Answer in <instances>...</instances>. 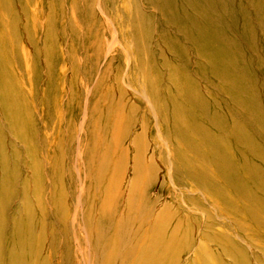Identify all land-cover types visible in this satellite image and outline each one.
Instances as JSON below:
<instances>
[{
  "label": "rangeland",
  "instance_id": "1",
  "mask_svg": "<svg viewBox=\"0 0 264 264\" xmlns=\"http://www.w3.org/2000/svg\"><path fill=\"white\" fill-rule=\"evenodd\" d=\"M168 1L8 0L16 37L9 44L10 33L0 36V167L11 182L0 216L6 236L15 224L38 240H18L25 262L134 264L158 246L166 248V262L192 264L201 246L226 264H236L230 256H243L242 249L248 264H264L256 231L240 230L226 196L169 178L160 157L165 152L180 166L176 154L189 156L199 142L198 123L215 131L200 99L224 115L220 131L231 129L233 109L239 113L209 57L196 49V24L215 34L217 64L247 66L252 96L264 105V0ZM254 127L246 132L259 144L264 135ZM225 142L235 144L233 137ZM237 147L264 164L250 142ZM146 159L156 168L148 174V200L139 209L134 200L126 211L131 167L137 162L135 177L144 179ZM259 180L251 183L264 199ZM110 186L117 204L109 211ZM261 202L253 210L264 208ZM215 226L230 229L231 246L208 237Z\"/></svg>",
  "mask_w": 264,
  "mask_h": 264
},
{
  "label": "bare ground",
  "instance_id": "2",
  "mask_svg": "<svg viewBox=\"0 0 264 264\" xmlns=\"http://www.w3.org/2000/svg\"><path fill=\"white\" fill-rule=\"evenodd\" d=\"M161 3L162 5L167 6L166 4H168L169 1L161 0ZM232 11V8L229 9V16L231 15ZM12 14L13 12L10 10L8 0H0V30H2L0 32V36H5L6 33H10L11 38L7 37V42L9 44L12 43V38L16 37L15 29L12 26L13 24H10L13 23L11 20L15 18L14 14ZM170 14L174 16L173 12ZM7 19L10 20L9 23ZM6 24H9V26H6ZM194 28L195 30L191 34L196 41V49L201 54L209 57V63H213L212 67L214 74L220 76L223 79L225 84L224 87L229 91L228 100L239 109V113H237L233 109L231 113V116L233 118V125L231 129L223 128V130L220 131L218 129V126L223 127L220 125L225 126L226 124L224 115L216 109V106L210 104L211 102L208 103L207 99H200L199 102L206 109V113L209 115L208 118L213 120V122L217 125V131L214 128V132H210L208 130L207 132L205 131L206 128L202 125L203 123H198V127L196 131H194V135L197 136L199 142L192 143V147L195 144V148L193 150L192 147L190 148L189 156H187L186 154H176L182 161V164L180 166L173 165L172 161L169 160V155L165 154V152H161L160 157L163 161V166L165 167L167 176L169 178L183 183L193 182L198 188L203 190L207 189L208 192L214 193L215 198L219 196H226L227 201L225 202V208L230 210L237 219H242L240 221L243 222L238 225L233 220L235 224L238 225L240 230H242L243 232L249 233L251 231H256V240L258 241V243H261L260 246L264 247V208L258 207L253 210V207H256V205L259 204V200L263 202L264 199L260 198V195H258L259 190L255 189V184L251 183L253 182V177H259V181H261L262 184L264 183V164H259L258 166H256L253 161L257 160L246 153H240L239 148L237 147V145H239L242 140H246L252 145V156H259V158L263 160L264 140L257 144V141L253 139L252 134H249L246 131L252 130L254 125L255 129L261 131L260 135H264V105L263 102L258 99V97H256L255 99L252 96L254 94V91L251 89V85L247 83L248 80H250V77L247 73V66H245V69L243 66L238 67L235 63L226 59L224 60V62L217 64L215 58H217V55L219 53L211 48L213 47L211 41L214 38L215 34L204 31L199 24H196ZM2 69L3 64L0 62V74ZM152 79L153 78L151 77V80ZM151 80H149L148 82H151ZM11 99L15 103L13 105L15 110L12 115L17 116V110L19 109V104L17 103L18 100L15 97H12ZM210 116H214L213 119ZM14 119H17V117H14ZM230 137H233L235 144L231 142H225V140ZM138 138L139 137H137L136 139ZM181 140L187 141V136L184 135L183 137H181ZM232 144H234L235 146L232 147ZM205 150H207L208 152H206ZM152 160L146 159L141 162L146 175L144 179L141 178L140 180L138 178L136 179L135 177V174L139 176L141 172L140 168L137 167V162L133 163L130 170L133 176L128 187L129 194H127L129 196H127L128 198H126L125 200L126 211H130V209L133 208L132 203L134 200L137 204V209L141 208V206L144 204V201H146L145 199L148 200V198L146 197V193L148 191V189H146V185L149 180L148 174L156 169L153 165V162H151ZM192 161H195V163L193 164ZM187 162H191V168H188L186 164ZM240 166L246 169V173L239 172ZM0 171L2 172V176L0 179L1 197L3 193L9 191L8 188L11 181L8 183L9 179L6 177L4 169H2V167H0ZM254 172L256 173V176ZM244 174L245 178L243 177ZM109 189L110 191L106 190L105 196H110V199L104 204L110 211L112 207H114V205L117 203L116 201H113L116 196L114 197L111 194L112 187L110 186ZM262 196H264L263 191ZM232 199H234V201H238V203L234 204V201H232ZM231 201L233 203H231ZM0 202L3 203V201L1 200ZM161 215L162 214H159L157 219ZM210 218L213 219V216H210ZM96 222H98L97 218ZM129 223L130 220L127 221L126 218V223L120 227L121 230L122 228L126 229ZM3 226L4 224L0 216V264H30L25 262L24 260V256L28 255L27 251L24 250L25 252L22 253L21 249L17 248L16 245L20 246L18 240L21 238H27L28 240L31 239H29L27 236L25 237L20 231L17 233L18 226H15V224L12 234L6 236L3 232ZM229 231L230 229L228 228L221 229L219 226H215L213 227L211 234L208 237L212 241L215 240V243H218L219 241L220 244H218V246L224 249L229 245H232L233 238L232 235H230ZM17 234H20L21 237L17 236ZM221 237L227 238V241L225 242L223 240V242H221ZM31 241L38 242V240ZM55 242L56 241L53 237V243ZM173 243H175L176 245L179 244L178 241H173ZM4 246H6L7 251L4 252L3 255L2 248H4ZM156 247L158 250L155 249L153 252L146 255H139L136 258L135 263L143 262V264H170L169 262H166L162 256V254H165L166 248H159L158 246ZM153 248L155 247H152V249ZM199 250L200 252L197 255H193L194 257L192 264H226L210 250L201 246L199 247V249L197 248V251ZM243 251L244 250L242 249L241 252L243 253L244 257L232 255L230 256V259H234V262L236 264H248L251 259L246 256V253H244ZM16 255H18V257H15Z\"/></svg>",
  "mask_w": 264,
  "mask_h": 264
}]
</instances>
